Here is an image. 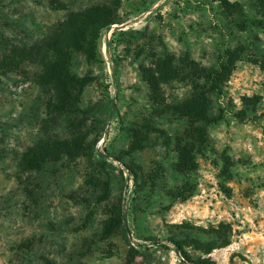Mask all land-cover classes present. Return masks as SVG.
<instances>
[{
  "label": "rangeland",
  "instance_id": "rangeland-1",
  "mask_svg": "<svg viewBox=\"0 0 264 264\" xmlns=\"http://www.w3.org/2000/svg\"><path fill=\"white\" fill-rule=\"evenodd\" d=\"M230 2L0 0V264H264V0Z\"/></svg>",
  "mask_w": 264,
  "mask_h": 264
},
{
  "label": "trees",
  "instance_id": "trees-1",
  "mask_svg": "<svg viewBox=\"0 0 264 264\" xmlns=\"http://www.w3.org/2000/svg\"><path fill=\"white\" fill-rule=\"evenodd\" d=\"M218 1L219 5L221 6V8L223 9V11L227 12V13H231L234 9V4L232 2H230V0H215ZM88 15H86V18H89V20L91 19V17L93 16V19H95L96 21V25H97V29H102L104 27L109 26L112 22V20L110 19V12H108L107 9L105 8H99V7H95V8H90L87 12ZM249 21L251 23H253L256 26H259L261 28H264V19H249ZM54 52H56V56L58 59V64H57V70H55L54 72H51V75L56 76V80L58 81V83H60V85L63 83L61 82L66 76L63 75L61 68H62V64L65 63V59H66V55L64 52L60 51L57 47V45L55 44L53 46ZM228 50H226L227 53ZM230 58H232L230 56ZM224 69V64L223 62H219L217 68L213 71V73H211L209 75V80L211 82L212 87L217 90L218 85H217V75L221 73V70ZM66 75V74H65ZM189 162L185 161V160H181L179 162V167L181 169H183L185 167V165H187ZM193 192L192 191H188L187 195H192ZM184 195V194H182ZM177 251L180 252L181 256L183 257L185 262L188 263H192V264H208V262L205 261H200V262H194L193 260H191V258L189 257L188 253L182 248V246L175 242L174 243Z\"/></svg>",
  "mask_w": 264,
  "mask_h": 264
},
{
  "label": "water",
  "instance_id": "water-1",
  "mask_svg": "<svg viewBox=\"0 0 264 264\" xmlns=\"http://www.w3.org/2000/svg\"><path fill=\"white\" fill-rule=\"evenodd\" d=\"M115 27H117V28H118V27H120V26L116 24V25H115Z\"/></svg>",
  "mask_w": 264,
  "mask_h": 264
},
{
  "label": "bare ground",
  "instance_id": "bare-ground-1",
  "mask_svg": "<svg viewBox=\"0 0 264 264\" xmlns=\"http://www.w3.org/2000/svg\"><path fill=\"white\" fill-rule=\"evenodd\" d=\"M146 13V12H145Z\"/></svg>",
  "mask_w": 264,
  "mask_h": 264
}]
</instances>
